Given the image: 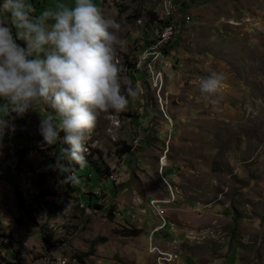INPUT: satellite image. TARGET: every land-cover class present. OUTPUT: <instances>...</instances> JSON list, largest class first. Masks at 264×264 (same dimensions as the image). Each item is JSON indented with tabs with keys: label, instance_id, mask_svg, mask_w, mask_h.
Returning <instances> with one entry per match:
<instances>
[{
	"label": "rangeland",
	"instance_id": "1",
	"mask_svg": "<svg viewBox=\"0 0 264 264\" xmlns=\"http://www.w3.org/2000/svg\"><path fill=\"white\" fill-rule=\"evenodd\" d=\"M251 1L94 0L121 25L117 59L137 95L101 114L69 187L40 113L11 114L0 264H264V0ZM30 2L38 14L56 0ZM211 71L226 77L215 105L199 91Z\"/></svg>",
	"mask_w": 264,
	"mask_h": 264
},
{
	"label": "clouds",
	"instance_id": "2",
	"mask_svg": "<svg viewBox=\"0 0 264 264\" xmlns=\"http://www.w3.org/2000/svg\"><path fill=\"white\" fill-rule=\"evenodd\" d=\"M0 17H7L0 18V138L15 130L11 114L38 111L43 143L54 145L64 132L63 158L84 167L101 114L124 111L137 95L117 59L126 45L121 25L94 0H56L38 14L30 0H2ZM225 79L216 71L202 77V97L218 104Z\"/></svg>",
	"mask_w": 264,
	"mask_h": 264
},
{
	"label": "trees",
	"instance_id": "3",
	"mask_svg": "<svg viewBox=\"0 0 264 264\" xmlns=\"http://www.w3.org/2000/svg\"><path fill=\"white\" fill-rule=\"evenodd\" d=\"M168 23H171V22H169L168 21ZM166 50V48L164 49V51ZM167 51V50H166ZM57 150H56V153H55V157H53V158H50V162L51 163H58L60 166H62L63 168H61V167H59V169H60V171L62 172V173H64V176H63V179H65V186L66 187H69V183H67V181L68 180H66V179H68V176L66 175V172L68 171V170H71L73 173H75L77 170H78V168H75V167H70V166H68V163H69V160L68 159H66V158H63V156H62V148H69L70 146L69 145H67L66 143H64V142H62V139H61V137L58 139V144H57ZM126 152H129V150H126ZM93 164H94V166L97 168V172H100L101 170H100V168H99V166H98V164H97V162H92ZM77 177V176H76ZM78 178V177H77ZM78 180V179H77ZM71 187V186H70ZM17 192V199H18V201H19V206L20 207H22V208H26V204H25V201H24V199H23V197H22V194L19 192V191H16ZM66 196H69V193L68 194H66ZM62 200H64V199H62ZM60 203V202H59ZM61 203H63V202H61Z\"/></svg>",
	"mask_w": 264,
	"mask_h": 264
},
{
	"label": "crops",
	"instance_id": "4",
	"mask_svg": "<svg viewBox=\"0 0 264 264\" xmlns=\"http://www.w3.org/2000/svg\"><path fill=\"white\" fill-rule=\"evenodd\" d=\"M255 1H257V0H252L251 2H255ZM225 2H227V4H229V2H231V3H233V5H235L234 3H239L240 8L242 9V8H244V5L246 4L247 0H244L243 4H241L239 0H232V1H226V0H225ZM223 18H224V19H227L225 16H224ZM133 80H134V78H133ZM138 82H140V81H138ZM16 127H17V125H16ZM20 131H22V128L19 129V132H17V133L20 134ZM22 133H23V131H22ZM19 134H18V135H19ZM23 134H24V133H23ZM22 136H23V135H22ZM17 138H18V136H16L14 143L16 144V146H19L20 143H22L23 141H22V140L19 141ZM23 138H24V137H23ZM3 141H5V143H8V141H7L6 139H4ZM0 172L3 173V175L0 176V179L3 178V177L6 175L7 178H11L12 180H16V179H15L16 172L13 171L12 166H11L10 163H6V164H4L2 167H1V165H0ZM3 182H4V180H3ZM0 193H1V188H0ZM0 196H2V194H0ZM0 203H1V198H0ZM166 226H167V225H166ZM166 226H165L162 230H164V229L166 228Z\"/></svg>",
	"mask_w": 264,
	"mask_h": 264
},
{
	"label": "bare ground",
	"instance_id": "5",
	"mask_svg": "<svg viewBox=\"0 0 264 264\" xmlns=\"http://www.w3.org/2000/svg\"><path fill=\"white\" fill-rule=\"evenodd\" d=\"M170 9H172V3L170 2ZM174 8V7H173ZM173 14H174V11H170V12H168V16H173ZM172 19V18H171ZM170 22H171V20H170ZM172 29V27L171 26H169L168 28H167V31L169 30V32H168V34H169V37L168 38H170V36H172L173 34H172V32L170 31ZM175 29H176V27H175ZM173 30V29H172ZM166 31V30H165ZM166 34V33H165ZM166 38V37H165ZM164 38V39H165ZM11 135V134H10ZM9 135V136H10ZM11 144H12V141H11ZM161 165H163L164 167H166V159H163V161H162V164ZM29 196V195H28ZM31 196V195H30ZM154 203V202H153ZM162 219V218H161ZM163 224H162V226L159 228V229H162V228H164L165 226H166V222H162Z\"/></svg>",
	"mask_w": 264,
	"mask_h": 264
},
{
	"label": "built area",
	"instance_id": "6",
	"mask_svg": "<svg viewBox=\"0 0 264 264\" xmlns=\"http://www.w3.org/2000/svg\"><path fill=\"white\" fill-rule=\"evenodd\" d=\"M3 175V173L2 172H0V176H2ZM167 260V262H169V260L168 259H166Z\"/></svg>",
	"mask_w": 264,
	"mask_h": 264
}]
</instances>
